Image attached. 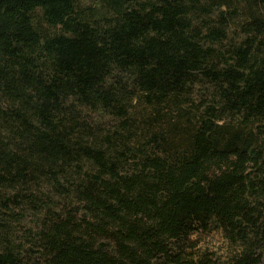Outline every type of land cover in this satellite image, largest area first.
Masks as SVG:
<instances>
[{"label": "trees", "instance_id": "16d2710c", "mask_svg": "<svg viewBox=\"0 0 264 264\" xmlns=\"http://www.w3.org/2000/svg\"><path fill=\"white\" fill-rule=\"evenodd\" d=\"M97 1L0 0V264H263L264 0Z\"/></svg>", "mask_w": 264, "mask_h": 264}, {"label": "rangeland", "instance_id": "374dc122", "mask_svg": "<svg viewBox=\"0 0 264 264\" xmlns=\"http://www.w3.org/2000/svg\"><path fill=\"white\" fill-rule=\"evenodd\" d=\"M79 4L81 7H98L100 5V2H98L97 0H79ZM229 33L230 35H232V28L230 29ZM197 98L198 97L194 94V102H197ZM104 123L106 125L110 123V121H104ZM15 212H17V210H15ZM34 221V218L29 214L25 216L24 220L19 223V231L17 232L18 236L22 237L24 234H27V229L34 227ZM190 238L191 240L196 242L199 250H209L220 253L219 250L221 249V245L223 244V239L221 234L217 230L211 229L209 231L195 232L190 236Z\"/></svg>", "mask_w": 264, "mask_h": 264}]
</instances>
